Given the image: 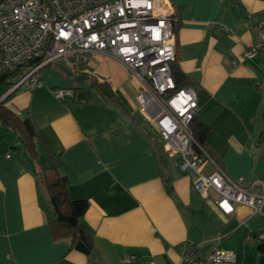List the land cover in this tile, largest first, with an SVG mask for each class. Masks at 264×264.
I'll list each match as a JSON object with an SVG mask.
<instances>
[{
  "label": "crops",
  "instance_id": "obj_1",
  "mask_svg": "<svg viewBox=\"0 0 264 264\" xmlns=\"http://www.w3.org/2000/svg\"><path fill=\"white\" fill-rule=\"evenodd\" d=\"M169 1L176 64L194 84L211 158L230 178L264 185V56L243 57L257 43L251 22L264 19V0ZM97 56L89 75L45 67L41 87L10 83L0 96L41 140L32 160L17 133L0 124V264H180L190 249L203 256L215 246L232 251L235 264H264L257 247L264 208L254 214L238 206L224 215L214 193L203 198L196 172L182 171L131 111L138 108L135 80L117 61ZM93 79L110 84L135 122L90 87ZM54 90L67 93L57 98ZM52 165L66 176L69 198L88 203L82 222L93 235L91 256L52 237L54 213L38 180ZM210 171L205 165L203 173Z\"/></svg>",
  "mask_w": 264,
  "mask_h": 264
},
{
  "label": "built area",
  "instance_id": "obj_2",
  "mask_svg": "<svg viewBox=\"0 0 264 264\" xmlns=\"http://www.w3.org/2000/svg\"><path fill=\"white\" fill-rule=\"evenodd\" d=\"M174 22L169 0H0V77L20 75L13 88H39L41 70L53 64L82 74L92 56L117 61L137 83L138 110L169 156L177 158L182 171L196 172L195 190L205 199L214 193L224 215L238 206L261 214L263 183L230 178L209 154L195 148L190 125L198 111L197 93L194 87L178 88L172 76ZM251 27L257 43L246 50L245 59L264 56V19L252 21ZM260 85L264 88V77ZM53 93L62 98L67 92ZM205 165L211 166L208 174ZM180 264H235V255L217 246L203 256L190 249Z\"/></svg>",
  "mask_w": 264,
  "mask_h": 264
},
{
  "label": "trees",
  "instance_id": "obj_3",
  "mask_svg": "<svg viewBox=\"0 0 264 264\" xmlns=\"http://www.w3.org/2000/svg\"><path fill=\"white\" fill-rule=\"evenodd\" d=\"M58 69L66 76L76 77L74 73L65 71L59 66ZM81 75L89 74L82 73ZM172 76L178 88L194 87V84L180 71L176 63L172 65ZM8 77H14V74L1 76L0 86L5 83ZM90 87L98 91L106 100L117 105L129 119L135 122V119L112 90L109 83L93 79ZM0 124L11 128L17 133L24 151L30 159L34 160L37 158V144L41 140L29 118L22 119L0 104ZM190 126L192 136L196 142L195 148L197 152L199 153L200 149H202L209 154L205 145L208 126L196 116L193 118ZM38 180L46 193L48 203L54 213V218L49 223L52 237L55 240L66 239L69 242L71 250L91 256L94 252L93 235L82 222V217L88 208V203L85 200H71L69 198L67 193V178L58 171L55 165L41 170L38 173ZM257 247L259 251H264V242L259 243Z\"/></svg>",
  "mask_w": 264,
  "mask_h": 264
},
{
  "label": "rangeland",
  "instance_id": "obj_4",
  "mask_svg": "<svg viewBox=\"0 0 264 264\" xmlns=\"http://www.w3.org/2000/svg\"><path fill=\"white\" fill-rule=\"evenodd\" d=\"M58 64H60V63H56L55 65H51V66H48L49 68H55V69H57L58 71H59V69H58ZM108 67L109 68H113V69H115V66H113V67H111L110 66V64L108 65ZM19 76L20 75H17L16 76V78H13L12 79V77H8V79L5 81V83L4 84H2L1 86H0V96H1V94L2 93H5V92H9L11 89H10V83H14L15 81H17L18 80V78H19ZM12 85V84H11ZM130 109H131V111L135 114V116L138 118V120L142 123V126H144V128H146V126L145 125H147V128H148V130L150 131V134H152V135H154V134H156L153 130H152V127L151 126H149L147 123H146V121H145V118L143 117V115L139 112V110H138V108H137V111L135 112L134 111V109H133V107H130ZM155 136V135H154ZM155 140L157 141V142H159V140H158V138L155 136Z\"/></svg>",
  "mask_w": 264,
  "mask_h": 264
},
{
  "label": "water",
  "instance_id": "obj_5",
  "mask_svg": "<svg viewBox=\"0 0 264 264\" xmlns=\"http://www.w3.org/2000/svg\"><path fill=\"white\" fill-rule=\"evenodd\" d=\"M86 79H88V76H79V77H78V80H86ZM166 187H167V188H170V185L167 184Z\"/></svg>",
  "mask_w": 264,
  "mask_h": 264
},
{
  "label": "bare ground",
  "instance_id": "obj_6",
  "mask_svg": "<svg viewBox=\"0 0 264 264\" xmlns=\"http://www.w3.org/2000/svg\"><path fill=\"white\" fill-rule=\"evenodd\" d=\"M96 57H99V56H93L92 59L90 60L89 64L92 63V61H93ZM89 64H88V65H89Z\"/></svg>",
  "mask_w": 264,
  "mask_h": 264
}]
</instances>
